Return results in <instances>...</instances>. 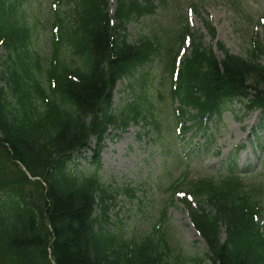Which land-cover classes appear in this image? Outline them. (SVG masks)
Returning a JSON list of instances; mask_svg holds the SVG:
<instances>
[{
  "label": "trees",
  "instance_id": "obj_1",
  "mask_svg": "<svg viewBox=\"0 0 264 264\" xmlns=\"http://www.w3.org/2000/svg\"><path fill=\"white\" fill-rule=\"evenodd\" d=\"M26 1L0 0V45L8 52L0 67V264H139L136 250L131 260L110 252L106 246L119 241L105 233L106 222L92 218L96 199L103 203L98 194L105 193L98 168L84 175L72 171L70 164L73 154L93 135L98 142L94 152L98 165L103 133L118 120L110 109L115 80L125 76L131 80L130 87L137 89L134 100L117 111L120 126H127L130 118L126 113L133 107L132 119L141 114L139 107L154 113V97L162 100L163 75L172 70L170 50L160 49L158 40L124 44L123 35L108 29L106 10H98L106 7V1L89 0L88 15L73 21L54 15L50 27L55 24L59 28L56 36L60 42L55 43L51 35L52 56L42 80H53L55 89L44 102L43 86L26 67L31 55L30 34L38 22L16 14V7ZM116 1L119 30H123L122 20L152 10L150 1L145 7L129 0ZM206 29L213 39L214 29L208 23ZM189 32L183 20L175 35ZM195 42L191 59L178 73V85L169 89L179 101V113L190 119L191 111L199 117L219 114L228 102L236 100L243 108L261 110L264 123V32L245 59L220 45L222 56L218 58L203 46L200 37ZM64 45L76 54L68 65L65 51L59 50ZM34 63L38 64V59ZM144 67L148 69L143 71ZM37 102L42 107H36ZM89 115L98 122L92 131L93 124L89 130L81 126ZM224 186L231 193L233 187L239 191L229 207L219 202L229 229L234 228L228 232L226 245H219L218 219L203 231L216 258L214 264H256L264 244L246 216L251 218L258 209L257 197L264 183L248 186L231 176L217 184L220 191ZM153 255L148 248L141 264H153Z\"/></svg>",
  "mask_w": 264,
  "mask_h": 264
},
{
  "label": "rangeland",
  "instance_id": "obj_2",
  "mask_svg": "<svg viewBox=\"0 0 264 264\" xmlns=\"http://www.w3.org/2000/svg\"><path fill=\"white\" fill-rule=\"evenodd\" d=\"M189 0H181L182 4L187 7ZM157 3V1H155ZM232 3L237 4V9L232 7ZM110 8L114 10L115 3L109 0ZM23 8L28 17L47 18L50 11L49 0H32L31 3ZM186 10V9H185ZM175 20L174 15L168 10H164ZM160 21L164 17L161 11L157 12ZM264 17V0H204L199 6L197 12L188 15L189 25L193 31L204 37V42L209 43V36L204 29V19L209 20L216 29L215 42L221 43L231 53L247 57L252 45V38L255 33L257 36L262 35V27L259 20ZM156 16L145 18L141 21H132L126 26L130 31V38H134L137 34L147 31L155 22ZM42 25V23L40 24ZM46 27V26H45ZM40 35L34 42L36 50H42L48 41V33L42 36V26L38 27ZM45 31V28L44 30ZM255 37V38H256ZM213 50L217 56H221L213 46ZM4 53L0 51V58ZM117 89V87H116ZM115 89V91H117ZM113 94V106L118 108L122 105L123 94L122 89ZM229 107V106H228ZM161 121V131L166 134L165 138L169 139L173 133L174 123L167 116L161 114L157 116ZM261 114L245 112L239 104H232L221 115L220 120H212V124L208 123V130H204L194 136L192 139L199 141L205 146L203 153L200 155L198 163L202 164L201 175L194 172V176H210L211 174H225L227 163L234 162L235 172L241 174L245 183L249 184L248 175L257 172L262 175L264 170V125L260 124ZM133 126L129 130L122 133L110 132L107 139L105 149L101 156V169L98 173L104 187L111 188L115 191L120 188L123 183L137 184L145 179L151 178L153 175L162 170L160 161L162 158L161 146L159 143L151 157H148L150 146L145 148L144 140L137 142L136 133L138 127ZM175 133V131H174ZM253 134V136H252ZM113 135H117L116 138ZM188 136V135H187ZM113 137V138H112ZM188 137L182 141L177 140V135H172L167 148L173 151L165 154L164 161L170 160V154L173 152H181L185 148ZM206 151V152H205ZM199 155V154H198ZM91 154L87 152L85 158L76 159L74 165L76 168H88ZM200 170L197 168V171ZM178 175L174 173L172 178ZM166 181L162 182L165 187ZM152 194L155 197V206H159L166 197L159 193L157 187H154ZM121 201V202H120ZM124 202L123 197L117 199L118 205ZM128 206L125 205L126 209ZM170 228L176 235L180 244L185 247L189 253L204 255L205 245L203 241L191 232L186 225L184 216L176 209L172 208L168 211ZM114 223V221H110ZM132 220L125 222L121 226L124 227L125 238L129 239L131 230L136 228L138 231L147 229L146 225Z\"/></svg>",
  "mask_w": 264,
  "mask_h": 264
},
{
  "label": "bare ground",
  "instance_id": "obj_3",
  "mask_svg": "<svg viewBox=\"0 0 264 264\" xmlns=\"http://www.w3.org/2000/svg\"><path fill=\"white\" fill-rule=\"evenodd\" d=\"M95 121H96V123H95ZM97 120H91L90 122H88L87 124H83V125H81L82 126V128L84 129V130H89L90 128H91V125L93 124V127H92V129H91V131L94 129V127L97 125ZM90 132V131H89Z\"/></svg>",
  "mask_w": 264,
  "mask_h": 264
}]
</instances>
